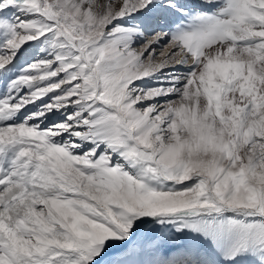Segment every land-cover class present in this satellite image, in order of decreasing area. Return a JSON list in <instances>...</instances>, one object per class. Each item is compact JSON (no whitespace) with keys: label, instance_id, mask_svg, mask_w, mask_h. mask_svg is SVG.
Masks as SVG:
<instances>
[{"label":"snow or ice","instance_id":"snow-or-ice-1","mask_svg":"<svg viewBox=\"0 0 264 264\" xmlns=\"http://www.w3.org/2000/svg\"><path fill=\"white\" fill-rule=\"evenodd\" d=\"M0 264H264V0H0Z\"/></svg>","mask_w":264,"mask_h":264}]
</instances>
